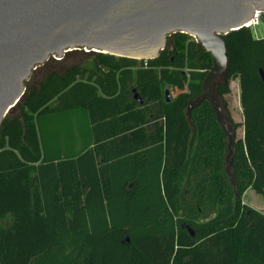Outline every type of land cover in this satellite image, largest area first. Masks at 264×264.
<instances>
[{"label": "trees", "instance_id": "16d2710c", "mask_svg": "<svg viewBox=\"0 0 264 264\" xmlns=\"http://www.w3.org/2000/svg\"><path fill=\"white\" fill-rule=\"evenodd\" d=\"M223 39L213 91L227 111L238 78L244 115L227 165L222 116L200 101L212 56L189 35L168 37L154 60L73 51L33 73L0 126V264H264V214L242 202L247 186L264 195V38L244 27ZM76 109L94 146L47 159L39 119Z\"/></svg>", "mask_w": 264, "mask_h": 264}, {"label": "water", "instance_id": "95a60500", "mask_svg": "<svg viewBox=\"0 0 264 264\" xmlns=\"http://www.w3.org/2000/svg\"><path fill=\"white\" fill-rule=\"evenodd\" d=\"M259 11L264 0H0V126L23 98L26 82L51 58L86 51L154 60L176 33L211 54L200 101L209 99L220 120L213 85L228 68L223 36L244 28ZM260 77L264 81L262 70ZM164 98L174 100L170 88Z\"/></svg>", "mask_w": 264, "mask_h": 264}, {"label": "rangeland", "instance_id": "374dc122", "mask_svg": "<svg viewBox=\"0 0 264 264\" xmlns=\"http://www.w3.org/2000/svg\"><path fill=\"white\" fill-rule=\"evenodd\" d=\"M254 36L256 38H264V18L260 21V23L255 26L252 29ZM86 53V51H83ZM77 55L73 56V60H77L79 58L76 57ZM55 60V59H54ZM68 63V62H67ZM89 64V63H87ZM176 94H174L175 97ZM225 100L227 103V111L221 110L220 114L222 116V120L224 123H226L228 127V123L230 126V123L233 122L234 124L238 125V128L234 132V136L232 137V140H230V136H228L226 147L228 151L222 150L220 153V163L223 165L226 162V165L229 162L230 155L232 153V147L235 146L239 141L244 139V115H243V108L241 105V90H240V82L239 79H233L230 82V93L225 95ZM222 109V107H221ZM231 119V121H230ZM68 120H58L54 116H43L41 118V121L39 122V131L40 133V139L43 151L45 153V156L47 159H67V158H73L70 154V152L66 151L65 146L68 143H62L58 142V139L60 137V134H56L58 128H64L65 125L68 123ZM69 130H71V127L67 126ZM66 130V129H65ZM226 132V131H225ZM211 151V150H210ZM212 152V151H211ZM218 155V154H217ZM223 155H224V161H223ZM217 157L212 160H207V166L208 169H211L213 164L215 163V160ZM226 159V160H225ZM210 176V175H208ZM244 178L245 180H248V177H245L244 175L239 174V177ZM211 177V176H210ZM205 180V179H204ZM225 182L223 179L220 180V186H221V192L222 194H225L227 192L228 186L223 183ZM227 182V181H226ZM229 182V181H228ZM233 182V180H230V183ZM194 183V180H193ZM205 186V185H204ZM249 193L245 194L247 190ZM207 195V192L204 190H191L192 195H199V194ZM245 195V196H244ZM188 198H190V195H187ZM242 202L243 204L261 212L264 214V195L256 193L251 186H247L245 188V191L242 195ZM206 220L204 217L199 218V222H205Z\"/></svg>", "mask_w": 264, "mask_h": 264}, {"label": "crops", "instance_id": "0c3cea01", "mask_svg": "<svg viewBox=\"0 0 264 264\" xmlns=\"http://www.w3.org/2000/svg\"><path fill=\"white\" fill-rule=\"evenodd\" d=\"M172 96L174 98V94H172ZM46 116H51V117L54 116L58 120H68L67 121L68 123L64 126L66 130L64 128L61 129L58 128L56 134H60L58 142L68 143L65 145L67 146V148L65 149L66 151L70 152L73 158L79 156L80 154L84 153L85 151H87L88 149L94 146L92 126L90 123L89 115L85 110L76 109L68 112L57 113ZM41 118L38 121V129ZM67 126L71 127V130H69ZM40 133L41 131H39V134ZM49 160L57 161L61 159L54 158ZM249 191L251 190L250 189L247 190L245 194L249 193Z\"/></svg>", "mask_w": 264, "mask_h": 264}, {"label": "built area", "instance_id": "2783aa9c", "mask_svg": "<svg viewBox=\"0 0 264 264\" xmlns=\"http://www.w3.org/2000/svg\"><path fill=\"white\" fill-rule=\"evenodd\" d=\"M264 18V11L256 12L254 19L245 25V28L253 29L255 26H257L260 21Z\"/></svg>", "mask_w": 264, "mask_h": 264}, {"label": "flooded vegetation", "instance_id": "af4514ba", "mask_svg": "<svg viewBox=\"0 0 264 264\" xmlns=\"http://www.w3.org/2000/svg\"><path fill=\"white\" fill-rule=\"evenodd\" d=\"M221 122H222V121H221ZM222 124L224 125L225 131H226V127H227V126H226L223 122H222ZM227 129H228V127H227ZM228 132H229L230 134H229ZM228 132H226V133H227L229 136L232 135V133H231L229 130H228ZM232 136H234V134H233ZM230 140H231V139H230Z\"/></svg>", "mask_w": 264, "mask_h": 264}]
</instances>
